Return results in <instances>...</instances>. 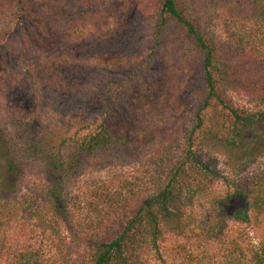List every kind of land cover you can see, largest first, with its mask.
<instances>
[{"label": "trees", "instance_id": "trees-1", "mask_svg": "<svg viewBox=\"0 0 264 264\" xmlns=\"http://www.w3.org/2000/svg\"><path fill=\"white\" fill-rule=\"evenodd\" d=\"M188 1L129 0L97 30L89 21L99 14L69 16L66 0H0V180H10L0 191L14 194L28 165L43 173L42 202L84 245L80 264H165L160 244L190 193L226 184L206 149L242 167L263 147L264 82L251 89L261 94L256 107L235 97L250 77L239 63L264 79V0ZM243 6L247 22L229 12ZM104 71L125 78L104 80ZM135 156L148 157L159 181L95 189L81 217L64 191L69 172ZM215 204L219 217L261 225L264 175ZM0 259L44 264L39 250L10 241ZM225 264H264V238Z\"/></svg>", "mask_w": 264, "mask_h": 264}, {"label": "rangeland", "instance_id": "rangeland-1", "mask_svg": "<svg viewBox=\"0 0 264 264\" xmlns=\"http://www.w3.org/2000/svg\"><path fill=\"white\" fill-rule=\"evenodd\" d=\"M127 1L66 0L65 5L70 7V10L66 9L69 16L73 13L83 17L85 9L91 12L90 14H99L97 18L89 21L90 26L94 25L98 30V28L105 29L104 24L113 25L114 16L118 17L125 13ZM247 10L248 8L243 6L241 10L232 9L229 12L233 17L243 13V21L247 22L245 15ZM220 26V21H217L214 31L220 39H224L226 35L221 31ZM135 29H142V26L139 23L135 24ZM231 29L235 30L234 25ZM239 64L244 69V73H248L250 77L248 83L240 84L239 95L235 98L239 105L256 107L261 94L256 88H254L257 90L256 93H252L251 89L256 83L264 82V79L253 74L252 68L247 64ZM174 72L175 70L170 74L171 77L175 76ZM103 73L104 80L117 84L125 78L124 74L120 75L118 72ZM23 95L25 94L19 95V99H23ZM0 107H2L1 101ZM262 144L259 153L242 167L228 165V157L222 155L219 150L206 149L211 153L209 158L215 159L216 171L227 180L226 184L222 180H217L206 184L195 195L190 193L185 200V215L181 223L177 228L174 226L167 231L160 244L159 252L165 264H225L230 257H238L239 250L246 252L257 247L259 240L264 238V223L256 225L237 222L225 215L219 217L215 202L223 199L227 192L233 189L240 190L264 175V142ZM147 158L135 156L125 160L106 159L107 161H103L100 157L92 158L83 169L69 172L68 179L64 183L66 197L72 201L78 198L77 201L81 203L79 208L82 209L79 214L81 212L80 216L83 217L89 213L86 207H83V202L94 199L95 189L99 188L97 191H103L108 188L110 192H115L125 184L137 180L143 185L158 182L154 164H146ZM218 163L219 167H217ZM1 166L0 161V169ZM45 182L46 176L38 172L34 165H28L26 175L14 194L7 195L0 191V195L6 198L8 204L5 209H0V223L3 225V230L0 231V256L3 255L4 248L10 241L18 249L39 250L44 264H80L86 255L84 245L72 236L66 223L59 217L53 216L51 207L42 202ZM0 184L3 190H7L10 187V180H0ZM14 206L17 211L14 210ZM148 264L158 263L149 261Z\"/></svg>", "mask_w": 264, "mask_h": 264}, {"label": "clouds", "instance_id": "clouds-1", "mask_svg": "<svg viewBox=\"0 0 264 264\" xmlns=\"http://www.w3.org/2000/svg\"><path fill=\"white\" fill-rule=\"evenodd\" d=\"M217 167H219V163H218Z\"/></svg>", "mask_w": 264, "mask_h": 264}]
</instances>
